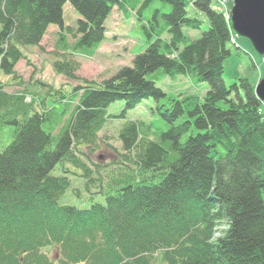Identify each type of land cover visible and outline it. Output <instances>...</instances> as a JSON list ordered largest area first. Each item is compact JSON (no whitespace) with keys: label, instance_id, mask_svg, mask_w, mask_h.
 <instances>
[{"label":"trees","instance_id":"obj_1","mask_svg":"<svg viewBox=\"0 0 264 264\" xmlns=\"http://www.w3.org/2000/svg\"><path fill=\"white\" fill-rule=\"evenodd\" d=\"M154 2L169 12L145 18ZM66 4L80 17L75 27L64 26ZM189 7L208 24L194 41L186 33L203 22ZM114 8L124 18L134 13L141 53L100 83L78 79L73 57L97 53ZM53 25L63 51L53 69L81 84L68 92L36 80L27 102L0 81V126L13 127L0 151V264H264L261 102L248 80H223L233 31L211 1L0 0V74L16 79L23 49L40 46ZM158 75L190 76L209 89L202 101L169 99ZM149 99L166 130L141 120L122 125L115 174L123 186L103 204L59 205L70 183L52 175L55 167L70 163L90 181L98 171L78 160L79 147L96 145L111 104L123 102L125 114Z\"/></svg>","mask_w":264,"mask_h":264},{"label":"rangeland","instance_id":"obj_2","mask_svg":"<svg viewBox=\"0 0 264 264\" xmlns=\"http://www.w3.org/2000/svg\"><path fill=\"white\" fill-rule=\"evenodd\" d=\"M191 1V0H187ZM214 11L221 13L227 23L231 25L232 0H210ZM161 13H168L169 7L162 3L154 2L143 12L148 18L154 10ZM190 17L199 18L203 24L198 31H187L189 41L199 39L201 33L208 28L205 17L189 7ZM64 26L75 27L80 17L73 11L69 4H66L63 12ZM105 40L101 43L97 53L92 58L81 56L73 57L79 64L75 72L78 79L94 81L97 83L111 78L122 67H130L132 59L142 51L140 39L139 22L134 13L124 18L118 9L114 8L106 20ZM232 30V27H231ZM233 31V30H232ZM60 30L56 26H49L43 37L40 46L25 47L23 49L24 59L20 60L14 70L16 79L9 78L1 73L2 81L7 85L5 90L11 94H23L27 96L28 102L36 90L32 83L40 80L51 86L53 89H66L68 92L72 86L81 84L77 81H70L63 75L56 74L53 69V62L61 59L63 51L58 46ZM231 38H238L237 44L228 45L231 56L224 64L223 80L226 86L239 79H246L255 88L264 77V55H259L252 45L234 31ZM68 44L73 42L71 36L66 37ZM159 74V73H158ZM159 87L169 99L180 100L183 97L204 98L209 87L205 83H197L192 77L177 76L173 79L158 75ZM67 96V95H66ZM69 96V95H68ZM67 96V97H68ZM49 103L61 111V105ZM157 104L152 100H144L135 109L126 111L123 114L124 103L115 102L111 104L107 113L112 118L98 134V141L92 147H79L76 155L78 160L84 163L92 172L97 174L91 176L88 181L82 177V171L70 163L58 164L52 172L53 176H65L69 180V188L59 201L61 206H73L79 209H86L92 203L103 204L107 195L115 194L123 186V176L116 175L118 169L117 159H120L121 144L118 138V131L128 121L141 120L151 123L155 129L166 130V123L157 111ZM170 106V105H169ZM169 106H167L169 108ZM161 109L160 111H162ZM261 119L264 123V103L261 102L259 109ZM13 140V127L0 126V151L4 150ZM65 172V174H64ZM264 199V194H263ZM49 258H56L52 248L44 249ZM54 256V257H53Z\"/></svg>","mask_w":264,"mask_h":264},{"label":"water","instance_id":"obj_3","mask_svg":"<svg viewBox=\"0 0 264 264\" xmlns=\"http://www.w3.org/2000/svg\"><path fill=\"white\" fill-rule=\"evenodd\" d=\"M231 27L264 55V0H232ZM256 98L264 103V77L254 88Z\"/></svg>","mask_w":264,"mask_h":264},{"label":"bare ground","instance_id":"obj_4","mask_svg":"<svg viewBox=\"0 0 264 264\" xmlns=\"http://www.w3.org/2000/svg\"><path fill=\"white\" fill-rule=\"evenodd\" d=\"M56 27H57V26H56ZM57 28H58V27H57ZM58 29H59V28H58ZM237 39H238V38H234V39H231V38H230V40H231V41H230V45L232 46V45L234 44L232 40H234L237 44H240V43L242 42V41H241V42H240V41L237 42ZM244 39H245V38H244ZM247 41H248V40H247ZM248 42H249V41H248ZM249 43H250V42H249ZM242 44L244 45L245 43L242 42ZM10 76H11V75H10ZM10 76H6L7 79L11 78ZM0 81H1V82H4V81H2V78H1V77H0ZM4 83H5V82H4Z\"/></svg>","mask_w":264,"mask_h":264},{"label":"crops","instance_id":"obj_5","mask_svg":"<svg viewBox=\"0 0 264 264\" xmlns=\"http://www.w3.org/2000/svg\"><path fill=\"white\" fill-rule=\"evenodd\" d=\"M107 22V21H106ZM105 25H106V23H105Z\"/></svg>","mask_w":264,"mask_h":264}]
</instances>
